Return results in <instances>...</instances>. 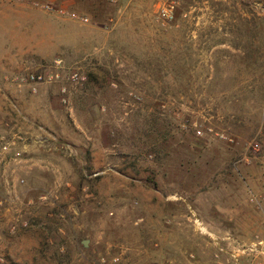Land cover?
<instances>
[{
  "label": "rangeland",
  "instance_id": "374dc122",
  "mask_svg": "<svg viewBox=\"0 0 264 264\" xmlns=\"http://www.w3.org/2000/svg\"><path fill=\"white\" fill-rule=\"evenodd\" d=\"M6 2L0 264H264L261 7Z\"/></svg>",
  "mask_w": 264,
  "mask_h": 264
},
{
  "label": "built area",
  "instance_id": "2783aa9c",
  "mask_svg": "<svg viewBox=\"0 0 264 264\" xmlns=\"http://www.w3.org/2000/svg\"><path fill=\"white\" fill-rule=\"evenodd\" d=\"M247 1L252 6H255L257 8H258V6L261 7L260 9L264 11V0H247ZM166 14H167L166 11H163L162 15L164 16ZM9 147L10 146H9V143L8 142H2V141H0V154L2 152L7 151L9 149Z\"/></svg>",
  "mask_w": 264,
  "mask_h": 264
},
{
  "label": "crops",
  "instance_id": "0c3cea01",
  "mask_svg": "<svg viewBox=\"0 0 264 264\" xmlns=\"http://www.w3.org/2000/svg\"><path fill=\"white\" fill-rule=\"evenodd\" d=\"M6 4L9 6L8 9L11 10V6H12V5H11V0H10L9 3L6 2ZM5 8H6V5H5ZM12 28H13V27H12V25L10 24V27L4 26L3 30H5V31L8 30L9 32H11V31H12ZM4 57H6V56H4ZM8 58H9V57H8ZM1 63H9V61L3 60L2 57H0V64H1ZM0 109H1V108H0ZM2 153H4V152H2ZM2 153H1V154H2ZM1 154H0V155H1ZM4 154H5V153H4ZM4 158H5V156L2 154V155L0 156V161H3ZM1 165H3V164H1ZM1 165H0V169H1Z\"/></svg>",
  "mask_w": 264,
  "mask_h": 264
}]
</instances>
